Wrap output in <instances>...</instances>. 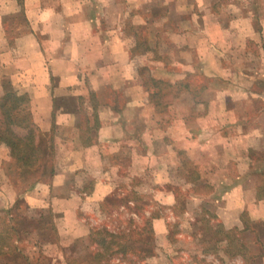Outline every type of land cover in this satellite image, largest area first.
I'll return each instance as SVG.
<instances>
[{
  "label": "crops",
  "instance_id": "1",
  "mask_svg": "<svg viewBox=\"0 0 264 264\" xmlns=\"http://www.w3.org/2000/svg\"><path fill=\"white\" fill-rule=\"evenodd\" d=\"M164 48H173L168 53L172 59L165 54V63L176 64L175 57L180 56V75L158 76L150 67H137L153 53L156 56L149 57L150 61L163 62L159 53ZM195 57L203 62L201 76L210 80V86L214 76L229 78L230 72L220 61L223 57L231 64L232 80L252 74L260 82L258 95L264 97V0H0V95L7 91L27 95L39 130L53 143L71 144L62 156L75 166L101 158L104 149L112 151L122 141L135 145V158L143 156L137 146L145 139L163 141L145 130L150 127L146 113L150 83L188 79ZM146 71L151 79L148 86ZM209 85L203 96L212 90ZM241 91L239 84L235 86V95ZM211 111L227 112L229 108L221 105ZM263 117L264 107L256 121L264 131ZM239 123L233 122L232 128ZM237 136L243 150L250 153V135ZM234 143L239 145V141ZM259 149L264 151V139ZM247 157L250 160L252 154ZM71 168H57L53 176L35 182L32 178L25 185L9 183L14 194L0 210L10 208L19 197L25 199L32 218L40 217L36 208L44 215L53 205L58 210H53L55 216L50 220L56 229L54 238L47 236L44 241L33 228L26 240L15 241L19 245L16 255L28 258L25 264H97L94 249L88 247L89 236L77 234L79 227L74 226L80 198L77 189L70 193L73 183L69 177L77 178L80 173ZM262 168L264 164L248 171L241 181L232 178L225 194L211 200L209 207L217 209L225 229L242 230L245 220L264 222ZM244 173L240 170L238 174ZM215 175L212 184L219 187L223 182ZM97 181L91 196L100 201L106 190ZM243 211L249 213L247 218ZM69 238L72 241L62 246ZM0 264L12 263L0 254Z\"/></svg>",
  "mask_w": 264,
  "mask_h": 264
},
{
  "label": "rangeland",
  "instance_id": "2",
  "mask_svg": "<svg viewBox=\"0 0 264 264\" xmlns=\"http://www.w3.org/2000/svg\"><path fill=\"white\" fill-rule=\"evenodd\" d=\"M165 43L167 46L169 42ZM170 50L173 48L158 51L163 55V62L150 61L156 56L153 53L144 57L137 67H150L158 76L168 77V72L180 75L183 69L177 61L180 56L175 57L176 64L164 62L165 54L172 59L168 54ZM224 60L220 58L224 70L230 72L229 78L214 76L211 86L210 80L201 76L203 62H198L196 57L191 64L192 76L188 79L171 78L170 82L158 80L160 83L153 84L146 71L145 81L147 86L151 84V94L147 97L150 104L146 112L150 127L145 130L153 138L157 136L163 141L145 139L137 146L142 149V157L135 158V145L122 141L112 151L104 149L105 157L75 166L73 161L63 160L64 153L72 148L71 144L54 143L57 168L72 165L71 169L80 173L77 178L69 177L73 183L69 186L72 187L70 193L77 189L80 198L74 223L75 228L79 227L77 234L97 235L98 238L99 232L106 233L101 231L106 228L112 233L127 235L125 238L124 235L111 237L115 252L125 246L127 256L113 254L111 258L104 257L100 264H264V228H257L261 239L256 243L250 231L225 229L217 209L209 207L213 198L224 195L229 189L232 178L241 181L248 176V171L258 170L257 167L264 164V151L259 149L264 131L258 129L256 122L258 111L264 107V97L258 95L262 91L260 82L251 78L252 74L240 81L232 80L231 64ZM165 81L171 83L169 88ZM238 84L243 89L241 95L234 94ZM208 85L212 90L203 96ZM220 93L224 95L219 96ZM221 105H227L229 111H211ZM237 120L240 123L232 128V123ZM238 133L250 135V153L243 150L242 140L236 139ZM237 141L239 145L234 143ZM62 148L65 150L61 151ZM251 154L252 158L248 160L247 156ZM9 162L8 149L0 144V208L5 207L14 194L9 183L15 174L8 168ZM240 170L245 173L238 174ZM261 172L264 180V168ZM215 173L223 182L219 187L212 184L217 178ZM97 179L106 188L101 187L106 192L100 201L91 196ZM126 199L128 203L123 204ZM52 207L58 211L54 205ZM38 210L36 208L34 212L38 214ZM247 213L243 211L246 217ZM67 228L68 225L63 230ZM65 235L69 234L66 232ZM71 241L67 239L62 246ZM88 247L104 249L99 243ZM52 251L57 252L56 248Z\"/></svg>",
  "mask_w": 264,
  "mask_h": 264
},
{
  "label": "trees",
  "instance_id": "3",
  "mask_svg": "<svg viewBox=\"0 0 264 264\" xmlns=\"http://www.w3.org/2000/svg\"><path fill=\"white\" fill-rule=\"evenodd\" d=\"M0 144L8 149L11 158L8 168L14 170L15 175L11 174V176L14 175L11 179L14 184L25 185L32 178L35 179V182L56 174L53 139L44 136L35 124L29 109L27 95H20L16 91H7L0 95ZM128 201L126 199L122 203L126 204ZM28 212L29 206L22 197H19L10 208L0 210V254H5L9 263L25 264L28 262L25 255H16L15 251L19 248L17 243L26 240L33 228H36L43 236L44 241L45 237L48 236L50 239L55 235L56 229L50 221L55 213L51 208L46 215L38 210L37 213L40 217L36 218H32ZM243 217L247 218L246 215ZM48 222L50 224L47 226ZM245 224V228L242 230L252 232L254 240L259 243L261 238L258 229L264 228V222H247L245 220ZM259 226L261 227L259 228ZM233 229L238 230V228ZM101 231L106 233L99 232L101 235L98 238L97 235H90V244H88L97 246L99 243L104 247V249L99 248L93 251L97 264L104 262L106 257L111 258L113 254L127 256L128 252L125 250V246L119 247L115 252L112 247L114 242L111 241V237L124 235L125 238L126 234L112 233L106 228ZM106 240L110 241L106 242Z\"/></svg>",
  "mask_w": 264,
  "mask_h": 264
}]
</instances>
